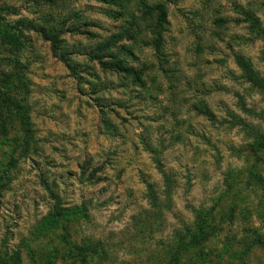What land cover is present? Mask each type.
<instances>
[{
  "label": "rangeland",
  "instance_id": "1",
  "mask_svg": "<svg viewBox=\"0 0 264 264\" xmlns=\"http://www.w3.org/2000/svg\"><path fill=\"white\" fill-rule=\"evenodd\" d=\"M143 2L0 0V264H264V0Z\"/></svg>",
  "mask_w": 264,
  "mask_h": 264
},
{
  "label": "trees",
  "instance_id": "2",
  "mask_svg": "<svg viewBox=\"0 0 264 264\" xmlns=\"http://www.w3.org/2000/svg\"><path fill=\"white\" fill-rule=\"evenodd\" d=\"M108 4H112L116 7H119L120 9L125 10L126 4L134 3L136 2L139 6L145 5L143 0H103ZM9 13H15L13 9H10L9 7L0 6V34L5 37V35H12L11 37H16V39H20L24 37V34L28 31L35 30V24L33 22H30L26 20L25 18H19L17 21L13 23H4L5 15ZM161 15L159 16L158 21L161 23L163 22V19H165V13L161 11ZM245 19L249 23L250 29L252 30V33H254L263 43H264V30L261 28L259 21L256 17H254L252 14L246 13ZM48 20H43L40 22V28L39 32L42 35L43 39L50 42L51 48L54 51V53L60 52L59 58L68 65V60L65 59L66 55H69L66 52V49L58 36L59 28L56 27V23L54 20H52V23H50ZM236 64L240 71L242 72V77L246 83H249L251 87L256 88L260 91H264V77H261L257 72H255L250 64L249 61L244 59L241 56L236 57Z\"/></svg>",
  "mask_w": 264,
  "mask_h": 264
}]
</instances>
